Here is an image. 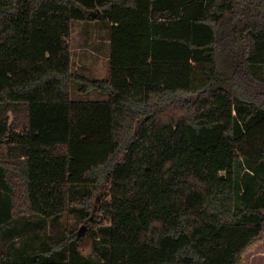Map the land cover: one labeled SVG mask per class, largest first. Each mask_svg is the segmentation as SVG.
I'll list each match as a JSON object with an SVG mask.
<instances>
[{"label": "trees", "instance_id": "1", "mask_svg": "<svg viewBox=\"0 0 264 264\" xmlns=\"http://www.w3.org/2000/svg\"><path fill=\"white\" fill-rule=\"evenodd\" d=\"M92 19L112 23L101 79L71 65ZM0 145V227L83 185L86 230L110 215L104 264H243L264 235V0H0ZM80 238L10 241L0 264H82Z\"/></svg>", "mask_w": 264, "mask_h": 264}, {"label": "rangeland", "instance_id": "2", "mask_svg": "<svg viewBox=\"0 0 264 264\" xmlns=\"http://www.w3.org/2000/svg\"><path fill=\"white\" fill-rule=\"evenodd\" d=\"M82 22L83 21H73L71 25L72 39L70 42L72 49V69L74 70L75 67H78L77 64L80 63V67L84 66V68L81 69V72L84 71L85 74L90 77H103V68L99 69L98 71H94V69L89 66L93 58V55L90 54L91 51L89 49L90 47L98 46L102 60H104L103 57L107 55L106 52L109 45L105 44L102 40L101 42H93L92 35L93 33H96V35L100 34L99 38L103 39V27L106 23L102 19H92L91 21H84V24L89 25L88 28H85V26L82 25ZM96 22L99 28L93 29L92 26H97ZM82 38H85L86 40L82 41ZM79 87L80 83L74 80L71 84V98L74 100L107 98V93L105 91L93 88L88 91H81L78 89ZM237 153H239V150ZM9 155L10 153L9 149H7V146L0 145V157H8ZM84 188L85 186L83 185L72 187L70 191L72 210L70 212L53 219H45V217L42 215L35 214L34 222L36 227L31 225L28 227L22 224L23 227H21V233L19 234L18 238L13 241L14 246L20 247L24 241L29 239L31 242V248L35 251V249H40V247L43 246L45 242L49 245V242L62 238L63 240L61 242L56 241L53 246V254H56V251H59L61 248L65 250V246L70 239H77V232L83 226L85 230L80 234L81 238L78 240L79 242L77 244L78 251L84 256L86 260L85 263L82 264H104L98 252H100V250H102L103 246L106 244L105 240H107V235L104 229L107 228L110 223V215L107 211H97V214L101 217V224L99 226H93V228L89 231L86 230L87 225L80 210ZM90 202L91 210L95 207L107 209L109 204V195L106 193L104 197L103 195L99 196L97 193H95L92 198H90ZM38 223H41V225L39 226ZM72 234L74 236L73 238L71 237ZM263 257L264 235L258 242L250 246L249 249L243 254V264H261Z\"/></svg>", "mask_w": 264, "mask_h": 264}, {"label": "crops", "instance_id": "3", "mask_svg": "<svg viewBox=\"0 0 264 264\" xmlns=\"http://www.w3.org/2000/svg\"><path fill=\"white\" fill-rule=\"evenodd\" d=\"M106 24L105 26L103 27L104 29V33H103V39H100V34H97L96 33H93L92 35V41L93 42H101L104 41L105 44H108L109 47H108V50H107V55H105L104 60H102V57H101V53H100V50H99V47L98 46H94V47H90V51L93 55V58L91 60V63L89 64V66H91L94 71H98L99 69L103 68V71H104V74L102 75L103 77H100V76H94V77H90L88 75L85 74L84 71L81 72V69L84 68V66H79L80 63H78V67H75V71L79 72L80 74L86 76L87 78H91V79H101V78H105L107 77L108 75V70H109V64H110V58H109V54H110V39H109V33H110V29H111V26H112V23H110L109 21L105 20V19H102ZM84 21H89V20H84ZM84 21L82 22L83 26H85V28H88L89 25L88 24H84ZM91 21V20H90ZM94 23V22H92ZM72 25V24H71ZM96 25L95 27L92 26V28H96L98 29L99 26L96 22ZM101 27V26H100ZM71 33H72V30H71ZM102 37V36H101ZM72 39V36H70V40ZM86 39L85 38H82V41H85ZM89 48V47H88ZM70 50H71V65H72V49H71V42H70ZM105 61V62H104ZM83 64V63H82ZM81 64V65H82ZM101 99H105V98H101ZM35 214L33 215H24V216H18V217H12L8 223L2 225L0 227V254L2 252V249H5L9 244H10V241H14L15 239L18 238L19 236V232H20V227L22 226V224H24V226H35V222H34V219H35ZM38 225L40 226L41 223H38ZM36 227V226H35ZM9 238V239H7ZM11 239V240H10ZM21 248H23L24 246H20ZM24 248H27L24 247Z\"/></svg>", "mask_w": 264, "mask_h": 264}, {"label": "water", "instance_id": "4", "mask_svg": "<svg viewBox=\"0 0 264 264\" xmlns=\"http://www.w3.org/2000/svg\"><path fill=\"white\" fill-rule=\"evenodd\" d=\"M100 12V9L99 8H96L95 10H91L89 13L91 16H96L98 13ZM85 230V228L82 226L78 232H77V237L80 236V234Z\"/></svg>", "mask_w": 264, "mask_h": 264}]
</instances>
